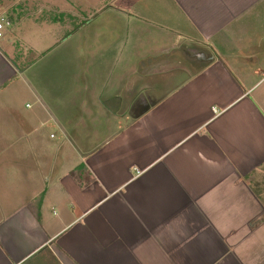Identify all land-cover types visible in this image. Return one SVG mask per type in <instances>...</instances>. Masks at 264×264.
<instances>
[{
  "label": "crops",
  "instance_id": "crops-1",
  "mask_svg": "<svg viewBox=\"0 0 264 264\" xmlns=\"http://www.w3.org/2000/svg\"><path fill=\"white\" fill-rule=\"evenodd\" d=\"M0 20V264H264V0H0ZM51 54L115 91L93 149L37 95Z\"/></svg>",
  "mask_w": 264,
  "mask_h": 264
},
{
  "label": "rangeland",
  "instance_id": "rangeland-1",
  "mask_svg": "<svg viewBox=\"0 0 264 264\" xmlns=\"http://www.w3.org/2000/svg\"><path fill=\"white\" fill-rule=\"evenodd\" d=\"M47 58H49L48 67L43 70H39L35 77L36 80H39L37 84L39 85L37 88V95L43 102L42 104L47 108L46 112L52 110L63 117H60V119L56 118V121L58 120L57 122L66 126L67 137L69 138L68 140L71 144L72 151L74 149L76 150V153H80L79 150L83 152L82 149H84V147H86V149L87 147H92L93 149V147L96 146L102 138L109 137V128L112 127L111 120L102 118L99 112L106 109L105 103L102 102L103 98L110 95L111 92L115 93L114 89L111 91L112 87H110L108 83L109 81H103L100 77H94V72L92 71L88 72L87 77L85 76L86 81L82 83L85 88L81 89L80 87H77L79 84V72L70 71V74L67 75V72L64 71L61 56L51 54V56L49 55ZM78 58L79 56H73L72 62H78ZM82 73L83 72H81V74ZM28 78L30 79L29 76ZM161 80L162 77H155L146 81L151 84H158L161 83ZM48 81L49 84L46 83ZM67 82L68 85L66 84ZM135 82L136 85H138L142 82V79L136 77ZM46 84L51 86V88L49 87V90L46 88ZM102 84L104 85V89H101L100 87ZM70 85L72 87H70ZM16 87L17 86L14 88ZM134 90L136 95L142 92V90L138 87H135ZM79 94H82L81 97L83 102L81 103L77 102ZM151 95L152 99L157 98L155 97L157 95H154L153 93H151ZM22 97L25 101V98L28 97L26 92L23 91ZM138 98L140 99V96H138ZM74 100H76V102H74ZM86 100L87 102H85ZM107 103L108 107H114V103H111L110 101ZM120 105L123 106V104ZM137 111L138 109L136 112ZM53 132H55V129H53ZM57 140L58 138L55 137V147L53 151V157L55 159L61 157L59 153L60 145L59 147L56 146ZM61 140L62 138L60 141ZM259 190L264 194V188Z\"/></svg>",
  "mask_w": 264,
  "mask_h": 264
},
{
  "label": "trees",
  "instance_id": "trees-1",
  "mask_svg": "<svg viewBox=\"0 0 264 264\" xmlns=\"http://www.w3.org/2000/svg\"><path fill=\"white\" fill-rule=\"evenodd\" d=\"M83 170H84V166L83 165H80V166H78L76 168L77 174L75 173V170L71 174L73 176V178L76 180V182L78 183V185L80 184V181H82V179H83V176H82V171Z\"/></svg>",
  "mask_w": 264,
  "mask_h": 264
},
{
  "label": "built area",
  "instance_id": "built-area-1",
  "mask_svg": "<svg viewBox=\"0 0 264 264\" xmlns=\"http://www.w3.org/2000/svg\"><path fill=\"white\" fill-rule=\"evenodd\" d=\"M4 25H8V23L4 22L3 20H0V38L2 37V30ZM50 138H53V135H50Z\"/></svg>",
  "mask_w": 264,
  "mask_h": 264
}]
</instances>
